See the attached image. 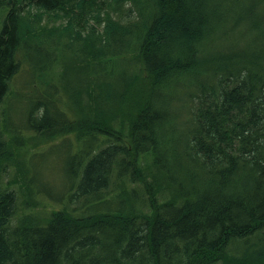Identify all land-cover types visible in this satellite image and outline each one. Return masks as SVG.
Listing matches in <instances>:
<instances>
[{
	"label": "trees",
	"instance_id": "1",
	"mask_svg": "<svg viewBox=\"0 0 264 264\" xmlns=\"http://www.w3.org/2000/svg\"><path fill=\"white\" fill-rule=\"evenodd\" d=\"M26 1L33 15L12 8L0 22V108L22 68L17 53L55 47L65 36L78 44L76 81L68 78L63 87L61 121L48 114L56 94L46 93V102L30 97L29 139L37 146L41 138L74 135L91 145L70 164L78 179L67 200L82 199L80 213L63 207L42 220L27 214L11 227L15 196L0 190V264H264V60L225 51L202 59L235 26L213 33L218 26L208 0H135L137 20L125 23L99 13L104 4L115 10L127 0ZM59 12L70 18L44 29L56 37L43 44L30 18ZM83 16L104 20L102 31L73 29V17ZM121 59L127 63L117 74L105 68ZM180 88L187 90L183 119L190 125L186 166L178 153L169 155L161 132L164 97ZM2 112L9 140L24 144ZM9 140L0 139V165L10 159ZM141 155L151 156V165L142 168ZM19 171L33 189L25 160ZM135 183L140 191L129 186ZM111 199L115 207L103 208Z\"/></svg>",
	"mask_w": 264,
	"mask_h": 264
},
{
	"label": "rangeland",
	"instance_id": "2",
	"mask_svg": "<svg viewBox=\"0 0 264 264\" xmlns=\"http://www.w3.org/2000/svg\"><path fill=\"white\" fill-rule=\"evenodd\" d=\"M207 2L214 7L212 13L218 26L213 33L221 34L223 30L227 31L229 28L235 27L232 28L233 33L230 37L228 35L221 37L217 41H212L205 48L204 58L202 57L204 62L217 60L220 57L218 53L221 51L231 55H242L245 58L254 57L264 60V0H208ZM135 3V0H127L119 3V7L115 10L112 5L104 4L99 14L104 18L105 13H108L123 23L137 20L138 12ZM12 8L23 17H27L29 12L33 15L37 11L34 7L28 9L26 0H0V22ZM28 10L31 11L27 12ZM59 13L62 17H56L58 13H41V15L32 16L30 19L35 26L38 25V30L42 29L41 32L44 33V29L52 31L54 27L64 25L67 18L69 20L70 17L64 16L62 12ZM77 18L73 17L71 21L74 24L73 29L82 31V33H90L91 27H94L97 32L102 31L103 18L100 24L94 23L91 16H83L79 21ZM222 20H224V24H222ZM46 34L40 36L43 44H47L56 37L55 32L52 36ZM68 42L70 39L61 36L55 47L51 45L41 48L25 47L21 50L22 53L19 51L17 54L20 61L23 60L22 68L10 81L9 90L11 92H9L7 101L5 100L0 108V118L3 117L2 111L6 110L5 117H7L9 129L13 131V134H23L25 140L24 144L15 145L13 141L9 140L12 135L3 129L1 123L0 139L10 141L11 156L8 162H3L0 165V190H11L15 196L16 211L10 220L11 227H16L23 216L27 214L38 216L42 220L52 210L63 207L76 210L75 213L82 211V199L67 200L68 195L73 191L72 185L78 179L77 176L72 175L70 164L74 154H77L82 147L90 146L91 143L85 141L82 144V141H78L74 135H69L70 137L66 139L62 137L48 142L41 138V143L37 146H34L29 139L33 133L28 122V114L32 105L30 97H40L43 102H46L48 101L47 98H44L47 97L46 93L49 94L51 91L54 96L56 94L57 101L53 102L48 114L59 121L61 117L58 119L57 115L60 114L59 112H63L64 101H67L63 87L67 85L68 78H72L73 82L76 81L77 73L74 67L77 65L74 63L72 55H75L78 44L75 42L70 45ZM225 42H229V44L227 45ZM126 60L109 62L105 64V68L112 71L113 74H117L122 64L127 63ZM68 67L70 70L66 71ZM80 75L83 78L87 77L85 72ZM38 78L39 81L42 80L41 85L38 84ZM44 79L54 81V85L46 86ZM33 81L37 82L32 84ZM186 92V89L180 88L176 93H166L163 109L167 115V123L161 128V132L166 137V144H168V153H178L177 161L185 166L188 163L187 156L183 154V144L190 128L189 122L183 119ZM14 131L16 132L14 133ZM24 160L30 172L31 183L29 186L33 188L31 190L25 184L24 174L19 171L21 162L24 165ZM151 162V156L141 155L139 158V165L142 168L146 164L151 165ZM75 167L74 165V172ZM189 168L193 169L194 167L190 165ZM150 173L152 174V171ZM129 186L139 191L142 188L141 183ZM115 203L116 200L111 199L103 205V208L115 207Z\"/></svg>",
	"mask_w": 264,
	"mask_h": 264
}]
</instances>
